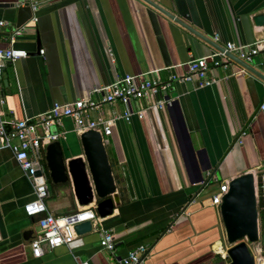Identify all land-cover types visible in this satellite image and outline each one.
Returning <instances> with one entry per match:
<instances>
[{
  "label": "crops",
  "instance_id": "obj_1",
  "mask_svg": "<svg viewBox=\"0 0 264 264\" xmlns=\"http://www.w3.org/2000/svg\"><path fill=\"white\" fill-rule=\"evenodd\" d=\"M22 1L0 0V48L20 28L12 46L26 52L24 58L5 62L0 72L1 116L13 120L43 112L53 102L98 99L94 88L124 74L154 71L146 77L161 80L170 72L182 75L189 59L225 42L242 44L238 17L264 10V0H151L208 39L202 41L142 0H40L36 20L27 17L15 26ZM263 35L264 28L253 29V40ZM246 64L264 77L263 51ZM240 69L234 62L225 70L216 68L209 74L218 79L206 86L192 77L189 90L184 82L172 81L167 95L176 101L177 117L170 107L156 108L155 97L148 96L129 104L141 110V118L131 114L127 121L113 120L103 145L119 202L100 223L113 235V251L100 247L97 226L90 223V231L32 257L27 244L37 229L36 218L23 211L32 198L31 181L10 150L1 148L0 264H119L138 244L147 251L140 264H225L223 226L211 197L221 181L264 164V110L258 109L264 79L249 74L252 84L240 94L234 78ZM123 109L120 103H104L89 115L110 119ZM184 130L195 169L180 144ZM50 131L60 134L67 159L81 155L71 118H62ZM199 166L207 169L195 182ZM47 184L49 211L69 214L81 207L70 180L57 184L55 195L49 186L55 185Z\"/></svg>",
  "mask_w": 264,
  "mask_h": 264
},
{
  "label": "built area",
  "instance_id": "obj_2",
  "mask_svg": "<svg viewBox=\"0 0 264 264\" xmlns=\"http://www.w3.org/2000/svg\"><path fill=\"white\" fill-rule=\"evenodd\" d=\"M20 4L28 5L31 11L30 21L34 22L36 20L35 11L39 7L40 0H23ZM2 24L4 22L0 21V25ZM19 33L20 28L13 29L8 36L9 45L0 48V72L5 62L26 56L24 50L12 46L15 36ZM222 48L221 51L214 50L205 56L186 61V70L182 75L170 72L164 80H161L156 76L146 77L154 71L137 75L124 74L108 84L94 88L92 92L99 94L98 99L85 97L63 103L53 102L43 112L31 117L24 116L20 120L4 118L0 112V149H9L23 174L28 179L29 177L32 179V198L23 205L25 215L36 218L37 229L27 244L32 257H39L44 251H51L71 240L76 235L74 224L82 221H89L97 226L98 243L101 248L107 251L114 249L113 235L101 227V218L97 216L93 204L81 206L76 212L69 214H56L47 209L45 200L49 195L47 184L49 179L43 160V148L46 143L57 140L60 136L59 133L51 132L50 126L59 124L64 117H69L78 135L88 129L95 130L99 132L104 144L106 136L111 133L114 119L121 117L127 121L131 114H135L138 118L142 117L141 110L130 109L129 104L132 100L154 97L159 94L160 96L154 100L153 105L158 109L170 107L173 99L163 98L161 93L169 89L172 81L185 82L194 77L198 85H209L218 79L210 75L211 71L216 68L225 70L233 62L226 53L246 63L251 61L258 52H264V35L246 44L225 42ZM39 53L42 54L41 49ZM104 103H120L124 109L119 115L115 114L110 119L101 116L90 117L89 113L99 109ZM258 109L264 110V95ZM252 173L257 214V242L264 247V169ZM35 178H39L40 182L36 183ZM227 182L224 180L219 183L218 191L211 197L213 205H219L221 195L227 191ZM54 241H59V243H54ZM146 252L145 246L138 244L120 257L118 263L140 264ZM221 257L225 258V251ZM80 264L88 263L82 261Z\"/></svg>",
  "mask_w": 264,
  "mask_h": 264
},
{
  "label": "water",
  "instance_id": "obj_3",
  "mask_svg": "<svg viewBox=\"0 0 264 264\" xmlns=\"http://www.w3.org/2000/svg\"><path fill=\"white\" fill-rule=\"evenodd\" d=\"M142 1L152 9L162 13L169 20L178 23L182 28L200 40H208L204 35H201L188 24L174 17L153 1ZM30 16L31 12L27 4L18 7L15 26L19 25L25 18ZM148 16L153 25L155 16L153 17L152 11L148 13ZM237 23L242 38V44L251 43L253 41V29L264 28V10L251 17L240 15ZM156 40L160 52L163 55L164 64L168 65L169 61L166 58L163 42L159 36H157ZM217 49L221 51L223 48L218 46ZM226 55L241 68L240 71L234 74L240 94L243 91L242 88L246 91L247 88L245 87L247 84H252V78L249 74L259 79H264V77L250 65L237 59L230 53H226ZM184 83L188 90L192 89L193 83L191 80L185 81ZM169 90H171V88ZM167 91L168 90H164L161 93L163 98H168ZM159 96L158 94L154 97L156 99ZM170 109L174 117H177L178 113L175 100H172ZM179 136L180 144L191 156L193 150L185 130L180 133ZM78 142L81 155L68 159L65 156L60 139L52 140L44 145L43 160L48 179L50 183L54 185L70 180L77 204L79 206L93 204L97 216L99 218H104L112 212L113 205L118 204L119 201L115 193V186L101 136L99 132L88 129L78 135ZM66 150L70 151V148L68 147ZM191 157V168H194L193 156ZM206 169L207 168L202 166L198 167L200 176L195 182H199L205 177ZM262 169H264V164L258 170ZM29 180L32 182L30 177ZM35 182H40V179L35 178ZM93 197L95 198L93 199ZM218 210L223 226L224 238L229 245L225 249V256L228 258V262L225 264H255L254 257L250 253L246 243L257 241V214L253 173L251 171H247L228 180L227 191L221 195ZM73 228L76 235H79L90 231L91 226L89 221H82L74 224Z\"/></svg>",
  "mask_w": 264,
  "mask_h": 264
},
{
  "label": "rangeland",
  "instance_id": "obj_4",
  "mask_svg": "<svg viewBox=\"0 0 264 264\" xmlns=\"http://www.w3.org/2000/svg\"><path fill=\"white\" fill-rule=\"evenodd\" d=\"M49 186H50V193L55 195L57 186L56 185L55 186L49 185ZM246 243L248 245V249H249L250 253L254 257L255 264H264V247H263V245H259V243L257 241L253 242V243H249V242H246ZM221 246H222L224 251H225V247L229 246L226 243L225 238H223ZM225 260H226V257H225Z\"/></svg>",
  "mask_w": 264,
  "mask_h": 264
},
{
  "label": "clouds",
  "instance_id": "obj_5",
  "mask_svg": "<svg viewBox=\"0 0 264 264\" xmlns=\"http://www.w3.org/2000/svg\"><path fill=\"white\" fill-rule=\"evenodd\" d=\"M54 243H59V241H54ZM37 254H39V253H37Z\"/></svg>",
  "mask_w": 264,
  "mask_h": 264
},
{
  "label": "trees",
  "instance_id": "obj_6",
  "mask_svg": "<svg viewBox=\"0 0 264 264\" xmlns=\"http://www.w3.org/2000/svg\"><path fill=\"white\" fill-rule=\"evenodd\" d=\"M226 261L228 262V258L226 257ZM222 264V263H221Z\"/></svg>",
  "mask_w": 264,
  "mask_h": 264
}]
</instances>
